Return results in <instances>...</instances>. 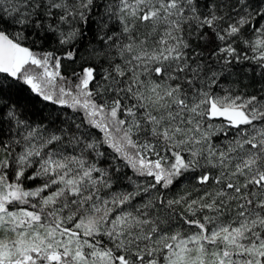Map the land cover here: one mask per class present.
<instances>
[{
	"label": "snow or ice",
	"instance_id": "snow-or-ice-1",
	"mask_svg": "<svg viewBox=\"0 0 264 264\" xmlns=\"http://www.w3.org/2000/svg\"><path fill=\"white\" fill-rule=\"evenodd\" d=\"M0 264H264V0H0Z\"/></svg>",
	"mask_w": 264,
	"mask_h": 264
}]
</instances>
